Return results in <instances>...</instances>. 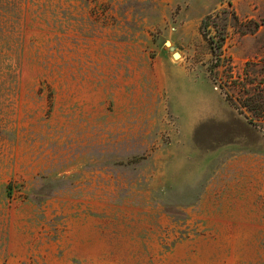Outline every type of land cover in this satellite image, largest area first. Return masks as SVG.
<instances>
[{
	"label": "rangeland",
	"instance_id": "1",
	"mask_svg": "<svg viewBox=\"0 0 264 264\" xmlns=\"http://www.w3.org/2000/svg\"><path fill=\"white\" fill-rule=\"evenodd\" d=\"M208 15L218 83L264 71V0H0V264H264V120Z\"/></svg>",
	"mask_w": 264,
	"mask_h": 264
},
{
	"label": "trees",
	"instance_id": "2",
	"mask_svg": "<svg viewBox=\"0 0 264 264\" xmlns=\"http://www.w3.org/2000/svg\"><path fill=\"white\" fill-rule=\"evenodd\" d=\"M201 31L205 39L209 42L210 49L215 57V61L210 66V72L218 83L215 68L220 67L223 62V48L227 38L224 27H221L213 15H208L202 20ZM261 63H263V60L248 61L244 67V76L239 74L237 77L233 75V66L228 65L226 69L229 74L228 78L231 79L226 80V83H218L226 100L234 108L242 114H244V109L250 112L251 116H247L250 122L264 120V71H258ZM231 85L238 89L237 96L226 90L225 87Z\"/></svg>",
	"mask_w": 264,
	"mask_h": 264
},
{
	"label": "water",
	"instance_id": "3",
	"mask_svg": "<svg viewBox=\"0 0 264 264\" xmlns=\"http://www.w3.org/2000/svg\"><path fill=\"white\" fill-rule=\"evenodd\" d=\"M178 56H179V54H178V53H176V54H175V57H178Z\"/></svg>",
	"mask_w": 264,
	"mask_h": 264
}]
</instances>
